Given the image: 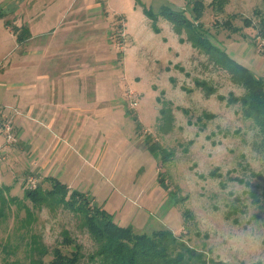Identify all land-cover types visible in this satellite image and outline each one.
<instances>
[{"label":"rangeland","instance_id":"374dc122","mask_svg":"<svg viewBox=\"0 0 264 264\" xmlns=\"http://www.w3.org/2000/svg\"><path fill=\"white\" fill-rule=\"evenodd\" d=\"M211 2L206 0L201 18L210 39L264 77L259 31L264 0H225L222 8ZM163 5L190 12L186 0H0V10H16L30 33L24 39H32L19 44L15 36L20 47L9 54L6 66L13 68L5 80L33 84L1 87L0 110L16 134L15 125L23 127L22 140L39 144L33 159L9 149L19 136L7 143L0 122V146H8L0 153L5 160L0 166V264H31L37 236L49 250L45 259H51L65 228L85 253L93 250L95 242L74 212L26 198L27 188L52 187L43 180L48 175L60 179L68 194L94 197L117 223L137 232L167 227L216 260L264 264V178L251 174L264 175V154L254 146L258 129L243 118L239 105L218 98L244 89L185 32L163 17L154 24L145 13ZM231 14L238 15L233 20L242 29L238 33L221 24ZM246 17L253 25L245 26ZM2 26L0 19V35ZM51 30L53 35H45ZM41 46L48 47L46 55L29 52ZM43 60L55 63L44 71ZM196 79L217 86L216 92L206 94ZM18 91L48 115H25L15 101ZM161 91L173 102L167 132L159 125ZM205 111L215 117L203 116ZM150 134L174 152L164 167L146 145ZM160 169L169 189L159 182ZM214 170L221 176L212 175ZM170 190L181 197L179 203ZM252 190L261 202L254 201ZM186 208L193 218L183 215ZM240 234L249 238L235 239Z\"/></svg>","mask_w":264,"mask_h":264},{"label":"trees","instance_id":"16d2710c","mask_svg":"<svg viewBox=\"0 0 264 264\" xmlns=\"http://www.w3.org/2000/svg\"><path fill=\"white\" fill-rule=\"evenodd\" d=\"M186 2L190 7L189 13L184 8L174 9L169 5H163L157 12L146 8L145 13L154 24H157L158 20L163 17L170 21L178 32H185V38L194 47L206 53L217 67L228 71L231 80L244 89L240 94L233 91L227 95L219 93L218 98L230 105H239L243 118L253 122L258 129V139L254 141V146L264 154V77L255 75L248 66L238 63L210 39L209 30L201 19L207 7L206 0H186ZM224 3L225 0H212L211 5L215 4V8H222ZM237 16V14H231L221 24L231 32L238 33L242 29L233 21ZM244 24L251 26L253 21L246 17ZM6 25L18 34L17 37L21 42L30 34L27 33L26 26H17L9 19L6 20ZM156 29L158 30V27ZM259 29L264 36V16L260 19ZM185 38L182 37L181 40L184 41ZM196 84L206 94L217 90V86L215 87L205 79H196ZM158 102L161 104L159 125L163 131L167 132L169 129L167 127H170V121L174 118L173 102L165 97L164 91H161ZM202 115L209 118L215 117L214 114L206 111ZM203 116L198 117V120H201ZM146 145L158 159L161 167H164L173 157V150L164 147L151 134L146 139ZM163 171V169L159 171V182L169 189ZM211 174L221 176V173L216 170ZM251 174L264 178L262 172L252 170ZM43 180L51 181L52 187L44 189L41 184H38L27 188L26 198L38 205L63 206L74 212L80 218L81 225L88 230L95 246L93 250L85 253L83 244L72 236L69 229L65 228L63 239L52 249V258L49 260L45 259V255L49 253L45 243L39 236L37 240H33L31 249L35 256L31 264H228L208 256L204 250L190 245L167 227L154 229L152 233H145L137 232L131 226L121 225L114 220L112 213L96 202L94 197L80 191L68 194L66 185L57 177L46 176ZM250 193L254 201H262L256 190ZM170 195L174 197V202L179 203L181 197L176 191L170 190ZM183 215L186 218H193V213L188 208L183 211Z\"/></svg>","mask_w":264,"mask_h":264},{"label":"crops","instance_id":"0c3cea01","mask_svg":"<svg viewBox=\"0 0 264 264\" xmlns=\"http://www.w3.org/2000/svg\"><path fill=\"white\" fill-rule=\"evenodd\" d=\"M10 13H11V16L6 17ZM12 18L15 21L16 20L18 21L19 26L26 24L25 22H23V20L21 21V16L16 14V10L10 11L9 13L5 12L3 8H2V10H0V19L3 20V22H4V26H2L3 35H0V65H1V67H0V88L4 87V89H5L7 87V89L15 90V89H18L20 87H28V86H31L33 84L30 82H21V81H14V80H10L9 82H7L5 80V78H7V72L12 67V64H9L6 66V61H7V63L9 61V57H10L9 54L12 52V50L14 48L17 49L18 47H20V45L18 47H16L18 45V39H15V36L17 37L15 32L9 26L5 25L6 20L7 19L11 20ZM29 26H30V28L34 27V23H29ZM49 32H51V33L45 34V35H53L52 30ZM32 34H34V33H32ZM52 38H55V37L53 36ZM31 40L32 39L28 38L25 41L30 42ZM25 41L20 42L19 44L24 43ZM51 41L52 40H50V43H51ZM50 43H49V46H50ZM47 50H48V47L41 46V47L33 48L32 50H29V52H31L33 54L39 53L42 55H46ZM53 63H55V60H51L49 62H46V60H43L41 62V65L43 64L44 71H47L49 69L45 68V67L52 66ZM64 67H67V66H64ZM47 75H49V74H46L45 76H47ZM52 77H53V75L50 74L49 78H52ZM23 95L24 94H22L21 91H18V92H15L14 97H15V101L17 102L19 107L21 106L23 108L22 110H24L25 115L32 114L33 117H37V116L44 117V116L48 115L47 110H42V105H40V104L34 105L33 103H29V102L25 101V98L23 97ZM4 96H5L4 93L0 96V102L3 101ZM1 120H3L2 110H0V121ZM15 129H16V132L19 136V141L9 149L17 150V152L20 155H25L26 153H29L31 159H33L36 156V154H38V152H39L37 149L39 147V144H37L36 140H34V139H32L31 141H28V142L25 140H22L21 134L23 131V127L15 125ZM7 148H8V146L5 149H7ZM5 149L1 148L2 153H4V154L6 153ZM6 158H8V155ZM4 163H5V160H0V166ZM48 176H53V175H48Z\"/></svg>","mask_w":264,"mask_h":264},{"label":"built area","instance_id":"2783aa9c","mask_svg":"<svg viewBox=\"0 0 264 264\" xmlns=\"http://www.w3.org/2000/svg\"><path fill=\"white\" fill-rule=\"evenodd\" d=\"M0 122L2 123V131L4 132V135L6 137V142L7 143H15L18 140L17 134L14 132L13 126L10 122L8 121H3L1 120ZM0 146V153H2Z\"/></svg>","mask_w":264,"mask_h":264},{"label":"clouds","instance_id":"9594fccd","mask_svg":"<svg viewBox=\"0 0 264 264\" xmlns=\"http://www.w3.org/2000/svg\"><path fill=\"white\" fill-rule=\"evenodd\" d=\"M246 238H249L246 234H240L238 237H236L235 239H238V240H244ZM253 239H256L257 242L259 241V238L258 237H251Z\"/></svg>","mask_w":264,"mask_h":264}]
</instances>
